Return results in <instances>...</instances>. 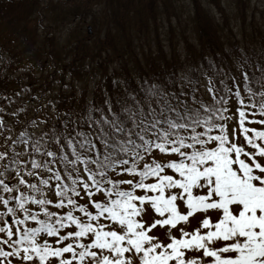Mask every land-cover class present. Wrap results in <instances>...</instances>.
Masks as SVG:
<instances>
[{
	"label": "snow or ice",
	"instance_id": "snow-or-ice-1",
	"mask_svg": "<svg viewBox=\"0 0 264 264\" xmlns=\"http://www.w3.org/2000/svg\"><path fill=\"white\" fill-rule=\"evenodd\" d=\"M113 84L55 122L0 94V264H264V58Z\"/></svg>",
	"mask_w": 264,
	"mask_h": 264
},
{
	"label": "trees",
	"instance_id": "trees-1",
	"mask_svg": "<svg viewBox=\"0 0 264 264\" xmlns=\"http://www.w3.org/2000/svg\"><path fill=\"white\" fill-rule=\"evenodd\" d=\"M223 2L0 0V94L13 100L5 112L55 122L86 101L111 97L114 81L135 87L173 68L184 79L202 58L233 66L241 56L264 58V11L262 24L246 25L250 0L235 1L243 24L238 38Z\"/></svg>",
	"mask_w": 264,
	"mask_h": 264
},
{
	"label": "rangeland",
	"instance_id": "rangeland-1",
	"mask_svg": "<svg viewBox=\"0 0 264 264\" xmlns=\"http://www.w3.org/2000/svg\"><path fill=\"white\" fill-rule=\"evenodd\" d=\"M258 5L264 4V0H257Z\"/></svg>",
	"mask_w": 264,
	"mask_h": 264
}]
</instances>
